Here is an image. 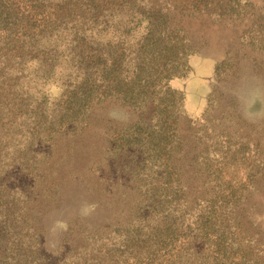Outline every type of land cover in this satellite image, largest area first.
Segmentation results:
<instances>
[{
    "label": "rangeland",
    "instance_id": "374dc122",
    "mask_svg": "<svg viewBox=\"0 0 264 264\" xmlns=\"http://www.w3.org/2000/svg\"><path fill=\"white\" fill-rule=\"evenodd\" d=\"M151 1L160 12L172 14L174 32L170 37L175 44L173 51H165L160 60L174 61L184 56L181 59L186 61L179 77L172 78L169 84L183 91L182 107L187 120L180 121L170 133L178 129L184 133L187 150L195 146L196 137L201 145L223 141L218 136L221 131L251 147L246 152L248 164L232 169L226 164L225 153L212 149L210 156L214 168H223L225 180L236 177L234 185L239 188L238 194L243 191L244 198L233 211L216 215V226L209 233L214 241L203 252L205 263H237L250 250L253 235L264 243V174L252 183L246 169L264 152V17L262 34L253 24L256 12L264 10V0H242L249 2L248 8L238 13L206 10L200 0ZM150 2L135 0L134 5V0H0V127L16 121L23 107L35 105L32 100L21 101L22 97L43 92L51 100L60 92L53 81L55 74L48 75L47 85L34 84L40 72L43 74V65L61 68V79L68 84L78 75L81 63L105 61L122 51L125 61L134 50L144 54L147 49L141 42L145 21L138 23L135 9L136 3L148 8ZM22 80H31L33 87L22 89ZM39 81L43 84V80ZM139 114L137 109L107 99L94 104L76 128L59 129L54 160L68 179L56 206L40 217L47 264H170L180 262L185 247L191 244L204 248L192 209L182 210L177 217L176 236L165 238L157 251H148L146 232L137 233L138 222H144L135 221L134 207L128 206V200L140 191L139 182L131 188H120L121 181L115 175L99 174L98 157L103 156L104 147L109 143L120 145L124 133L136 132L127 123ZM47 143L50 147L51 142ZM193 154H175L178 161L170 168L187 162ZM162 156L167 157L165 153ZM188 176L182 209L198 196L206 193L203 197H210L215 192V179L192 171L186 172ZM224 230L234 237L233 245L222 244L226 255L215 245L217 235ZM252 253L256 258L260 256L258 248Z\"/></svg>",
    "mask_w": 264,
    "mask_h": 264
},
{
    "label": "trees",
    "instance_id": "16d2710c",
    "mask_svg": "<svg viewBox=\"0 0 264 264\" xmlns=\"http://www.w3.org/2000/svg\"><path fill=\"white\" fill-rule=\"evenodd\" d=\"M200 2L206 10L219 9L232 13L247 10L249 3L242 0ZM136 5L138 23L145 21L141 42L147 49L144 54L134 50L129 60L125 61V53L122 51L106 57L105 61H96L91 65L81 63L78 66V77L68 84L61 79V68L51 64L48 69L43 65V74L40 72L38 76L43 84L37 79L34 84L47 85L48 75L55 74L57 77L53 81L60 92L51 100L43 92H38V96L29 94L22 97L21 101L32 100L35 105L23 107L16 121L0 127V264L49 262L42 240L40 217L56 206L63 183L68 179V174L55 164L57 145L54 142L61 133V127L76 128L94 104L107 99L140 111L134 121L127 123V127H134L136 132L130 130L124 133V140L120 145L109 143L104 147L103 156L98 157V164L101 163L98 171L99 174L109 172L111 176L115 175V179L121 181L120 188H131L135 182H139L137 187L140 191L135 193V198L128 200V206L134 207V220L144 222H138L140 226L137 233L146 232V238L150 242L146 244L148 251H157L165 238L176 236L177 217L182 210L190 212L193 209L204 248L197 249L191 244L185 247L180 262L170 264H206L203 252L214 241L209 233L213 231L212 226H216V215L233 211L242 202L243 191L238 194L239 188L234 185L236 177L225 180L223 168H214L210 156L212 149L225 153L226 164L231 165L232 169L239 164H248L246 152L251 151L250 144L221 131L218 136L223 141L201 145L200 138L196 137L195 146L187 150L184 133L179 129L178 132L170 133L180 121L187 120L182 107L183 91L172 88L169 84L172 78L179 77L186 61L181 59L184 56L174 61L160 60V56L166 54L165 51H173L175 44L170 37L174 32L171 12H160L152 1L148 8L144 3ZM263 17L264 10L256 12L253 24L259 34H262ZM1 71L2 68L0 74ZM31 80H22L24 83L19 81L20 87H33ZM68 88L72 89L68 92ZM47 142H51L50 147ZM190 152L194 154L187 162H180L173 170L170 168L178 161L175 154L187 155ZM163 153L167 155L166 158H163ZM239 155L243 157L240 159ZM246 166L249 171L248 179L252 183L258 182V176L264 174V152L253 164ZM189 171L202 173L207 179H215V192L210 197H203L206 193L198 196L182 209L181 201H186L183 190L190 179L185 174ZM225 232L227 235H224ZM79 237L82 240L85 238L81 233ZM249 240L250 250L241 256V260L237 263L230 260L227 264H264V243H260L259 236L254 235ZM233 243L234 237H230L227 230L219 233L215 240L217 250L224 255L226 248L222 244ZM251 248L253 251L258 248V258L253 256ZM224 259L228 257L224 256Z\"/></svg>",
    "mask_w": 264,
    "mask_h": 264
}]
</instances>
